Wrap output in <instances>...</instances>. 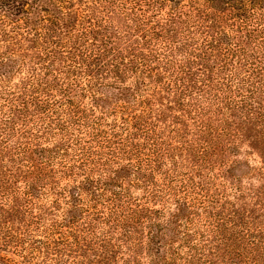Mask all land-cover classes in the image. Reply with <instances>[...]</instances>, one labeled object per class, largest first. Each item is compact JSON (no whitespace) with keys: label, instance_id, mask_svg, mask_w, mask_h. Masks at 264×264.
Returning <instances> with one entry per match:
<instances>
[{"label":"rangeland","instance_id":"1","mask_svg":"<svg viewBox=\"0 0 264 264\" xmlns=\"http://www.w3.org/2000/svg\"><path fill=\"white\" fill-rule=\"evenodd\" d=\"M52 2L56 11L52 7L53 15L44 14L50 21L39 22V28L15 25L0 15V60L15 61L9 64L12 69L8 68L7 83L1 85L15 92L10 93L14 106L3 109L2 120L11 119L4 129L8 137L0 130L5 146L0 153V182L14 198L3 197L0 223L20 234L33 230L35 237L41 238L49 228L66 231L63 217L68 211L81 210L83 219L73 227L72 245L56 247L60 262L264 264V94L252 95L243 108L219 112L221 107L212 102L197 109L191 106L201 101L198 89L203 87L196 76H186L191 96L180 98L173 90L147 92L157 87L154 78L141 77L147 86L144 89L135 83V75L124 72L119 64L121 57L149 60L162 82L167 73L162 62L152 58L160 53L161 42L178 55L187 49L185 18L179 12L191 16L193 29L188 31L196 44L203 37L233 35L236 21L231 7L222 0ZM170 10L173 14L168 17ZM90 52L95 59L94 55L90 60L89 55L85 57ZM207 66H213L212 62ZM46 98L60 107L62 119L63 110H67L73 120H81V128L75 127L72 134L82 142H87L92 132L91 121L102 128L123 117L121 114L139 113L138 102L148 101L144 118L155 133L158 151L155 181L163 179L161 174L173 177L176 187L187 185L197 196L186 201L179 193L146 201L149 211L128 218L130 224H136L132 226L135 232L126 239L119 237L121 248L113 246L112 236L107 234L110 229L101 224L107 211L98 203L97 210L103 215H92L96 223L89 234L87 225L92 217L85 209L89 194L102 202L108 194L105 184L125 187L133 181V172L116 159L105 162L106 151L97 140L90 139L91 166L82 162L84 151L69 152L66 146L71 147L70 143L63 141L69 132L57 129L62 121H53L54 126L43 129L49 117L43 104ZM124 106L126 110L121 112ZM43 152L65 155L72 168L82 162L81 168L73 171L74 176L54 175L42 168ZM74 152L77 157L70 159ZM97 158L107 166L96 167ZM119 164L126 174L117 173ZM32 179L38 198L25 207L21 193ZM132 194L142 197L138 188ZM99 244L112 247L111 254L103 255ZM156 250L158 255L153 258ZM54 253L52 250L38 261L50 264ZM0 256L21 262L9 252L0 251ZM38 257L42 255L28 257L29 264H35Z\"/></svg>","mask_w":264,"mask_h":264},{"label":"trees","instance_id":"2","mask_svg":"<svg viewBox=\"0 0 264 264\" xmlns=\"http://www.w3.org/2000/svg\"><path fill=\"white\" fill-rule=\"evenodd\" d=\"M52 1L61 0H0V15L7 18L15 25H22L26 28H39V22L50 21L44 14L53 15L51 8L53 7L54 9V5ZM222 2L229 5L234 11L233 19L236 22L233 21L234 24L232 25V27H234L233 35L221 34V36H217L218 38L203 37L200 42L195 44L193 34L188 31L193 29L191 16L179 12V14L185 18L184 27L187 29L188 44L186 45L187 49H185L184 54H175L172 48L168 46L165 41H162L160 53H158L156 57L152 56V58L162 62V70H165L167 73L166 79L161 82L159 79L160 76L156 78L154 70L150 67V64H152L151 61L143 58L136 60L133 56H131L129 61H126V58H120L121 63L119 64L123 67L124 72L126 71L134 74L136 84L143 85V83H141V77L148 80L154 78V83L157 87L152 88V90H147V92L152 91V93L156 94L160 91L173 90L180 98L191 96L187 84L185 83L186 76L190 74L191 76H196L198 80L197 83L203 87L202 91L198 89L202 92V96H200L201 101L191 106L197 109H201V106L212 102H216L218 106L221 107V109L218 110L219 112L223 109L227 111L230 108H243L247 100H252V95H263L264 0H222ZM63 3L67 4L68 0H63ZM172 11L173 10H170V13L166 16L171 17V14H173ZM58 18L61 21L63 20V16H57V19ZM91 53L92 52L85 56L87 58L89 55L88 60L94 55ZM95 58L96 55L93 56V59ZM209 62H212L213 66L208 67L207 64ZM10 63H15V61L9 62L7 59L5 61L0 60V70H2V72H0V130L4 133V129L7 128L11 119L6 117L2 120L5 115L3 109L6 105L14 106V101H10V93L14 94L15 91L10 90L7 86H1L5 82L7 83V74L10 73L12 69L9 65ZM199 67L202 68L203 71L198 69ZM8 68H10V70H8ZM143 86L144 89L147 88V86ZM43 104L46 106V113L49 114L43 129L54 126L53 124L51 125L53 121H62V126H57V129L69 132L68 138L63 136V141H68L71 146H66V149H68L69 152L72 150L84 151L83 156L86 158L85 161L82 162L90 166L93 165V160L91 156H89L91 150L90 139L91 142H96L97 140V144L106 151V153L102 151L105 153V162L114 161V159H116L120 164L124 163L123 168L128 170L131 169L133 172V181L129 180L125 187L105 184L104 188L108 194H104V196H106L104 201L100 202L97 195L89 194L91 197L87 201L88 204L85 207L86 211L91 213V217L92 215H103V213L97 210L99 206L98 203H102L101 208L105 209L107 212H105L106 216L104 222H101V224H104L106 228L110 229L107 234H111L115 243L113 246L121 248V246L118 245V243H120L119 237L126 239L128 235L135 232L132 226L136 224H130L128 218L149 211V209H145L147 204L146 201L161 199L164 196L171 195L177 197L179 193L187 197L186 201H192L194 200L193 197L197 196V193L193 192V188L187 185L176 187L177 182L173 177L161 174L163 179L160 180V182L155 181L154 177L158 174V151L156 150L154 139L155 133L144 118V115L148 111V101L143 102L141 100L138 102V106L142 109L139 113H134L130 116L121 114L123 117L111 123L104 124L102 128L91 121L92 132L89 134L86 140L87 142H82V138L73 137L72 134L75 127L81 128V120H73L75 118L69 116L67 110H63L62 117H65V119H62V111H60V107L56 105L52 98H46ZM125 110V106L121 107V112ZM38 129H42V127L40 126ZM1 131L0 153L2 149L5 148ZM5 135L8 137L6 133ZM81 135L82 134H80L79 137ZM75 152L70 159L77 157ZM44 154L49 155L45 156ZM41 156L43 159V161L40 162L41 165H43L42 168L52 172L54 175L74 176L73 171L80 170L81 168L80 165L82 162L79 164V167L72 168L71 164L65 160L67 159L65 155L43 152ZM99 163L101 162H99L97 158L96 167L107 166ZM120 164L117 167L119 168L117 173L124 172L126 174V171H124L125 169H120ZM42 168H38V171H41ZM117 173L113 172V175L116 176ZM124 178H127V176L120 177V181ZM26 185L27 188L21 193L23 198H21L19 194L18 196L21 198L23 205L29 207L33 199L38 198L36 196L38 190L34 188L33 179L27 182ZM135 188H138L142 192V197L139 199L132 194V190ZM83 190H85V188H83ZM86 193L90 192L87 191ZM10 194L11 193H8L3 186V182H0V204L4 200L3 197L5 195L6 197L8 196L9 199H13L14 195L9 196ZM69 197L71 200L74 198L71 194ZM73 201H75V199ZM79 212L82 213V215L79 214ZM95 216L91 218V222H93H89L87 225L89 234L93 233L91 230L94 229L96 223ZM82 217L83 212L81 210L68 211L66 216L62 219V222H64L62 223V227L66 229V231L58 233V230L49 228L43 231L44 236L41 238L35 237L33 230H27L23 234H20L12 231L10 226L0 223V251L9 252L13 256L21 259V262H19L14 258L0 256V264H29L28 257L33 258L35 255H42V257L36 258V262L34 261L35 264H45L43 259H41V261H38V259L47 256L52 250L55 252L54 255L56 256L55 260L50 264H83L79 261L60 262L58 261L59 259H57L58 254L56 252L57 246L69 247L72 245V240H75L73 227L75 224L82 222ZM97 223L100 224V222ZM210 224L209 227L214 229L212 222H210ZM80 240L85 241V237H80ZM99 246L101 250H104V252H102L103 255L109 256L111 254L112 247H105L103 244H99ZM157 252L156 250V254H153V258L158 255ZM152 263L154 262L151 260L149 264Z\"/></svg>","mask_w":264,"mask_h":264}]
</instances>
